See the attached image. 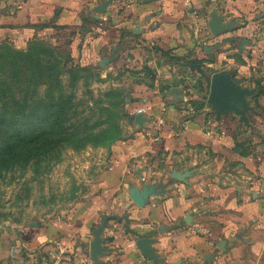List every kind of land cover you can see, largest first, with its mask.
Instances as JSON below:
<instances>
[{
    "label": "crops",
    "instance_id": "crops-1",
    "mask_svg": "<svg viewBox=\"0 0 264 264\" xmlns=\"http://www.w3.org/2000/svg\"><path fill=\"white\" fill-rule=\"evenodd\" d=\"M105 1L0 0V45H70L74 64L117 75L100 85L123 89L126 113L119 140L86 148L99 159L73 201L28 224L0 221V264H264V0H109L97 18ZM212 11L230 28L213 35ZM188 63L206 76L181 73ZM214 71L255 89L250 125L214 120ZM139 108L143 121H127ZM148 185L157 192L135 205L129 195ZM104 215L94 262L88 245Z\"/></svg>",
    "mask_w": 264,
    "mask_h": 264
},
{
    "label": "trees",
    "instance_id": "trees-1",
    "mask_svg": "<svg viewBox=\"0 0 264 264\" xmlns=\"http://www.w3.org/2000/svg\"><path fill=\"white\" fill-rule=\"evenodd\" d=\"M54 51L51 43L41 39L25 50L7 43L0 45V72L5 73L9 65L12 78V82L0 78V177L16 165L27 168L58 162L65 149L105 147L121 138L120 120L126 116L123 105L114 111L118 103L109 101L106 107L99 105L100 99L91 101L92 91L81 82L84 76L80 74L88 67L74 64L72 57L71 65L62 62ZM46 56L55 63H48ZM20 71L26 76L23 81H17ZM17 82L24 85L19 91ZM80 82L87 88L90 101L76 97ZM197 87L202 89V83ZM122 92L121 88L119 101L124 103ZM115 94L108 89L102 95Z\"/></svg>",
    "mask_w": 264,
    "mask_h": 264
},
{
    "label": "rangeland",
    "instance_id": "rangeland-1",
    "mask_svg": "<svg viewBox=\"0 0 264 264\" xmlns=\"http://www.w3.org/2000/svg\"><path fill=\"white\" fill-rule=\"evenodd\" d=\"M53 47L62 62L68 61V64L71 65L72 51L70 45ZM46 60L51 65L55 63L52 58L47 57ZM5 69V73L0 72V78L12 82L9 65H6ZM80 74L84 76L81 82H86L92 91L91 101L100 99L102 103L99 105L104 104L106 107H109L107 103L109 101L118 103L119 105L117 104L112 108L114 111H118L119 106L124 104L119 101V94L121 93L119 86L108 84L102 87L100 85L108 80L110 82L116 80L117 75H112L109 72L102 74L99 70L90 67L80 71ZM25 78V73L20 71L17 81H23ZM81 82L76 97L90 101L89 95L85 93L87 88ZM15 86L19 91L24 85L17 82ZM41 89H44L43 85ZM108 89L116 91V97H104L102 94ZM85 113L88 114L86 108ZM87 147L92 146L87 145L77 151L65 149L61 160L58 162H43L40 166L34 164L27 166V168L16 165L9 171H4L3 176L0 177V221L28 224L36 218L46 216L48 212L54 209L59 211L64 205L73 201V197L77 195L76 192L81 184L79 175L93 173L96 167L93 163L99 159L98 152L94 150L86 152ZM87 160L90 163H87ZM36 169L39 171L38 173H36Z\"/></svg>",
    "mask_w": 264,
    "mask_h": 264
},
{
    "label": "water",
    "instance_id": "water-1",
    "mask_svg": "<svg viewBox=\"0 0 264 264\" xmlns=\"http://www.w3.org/2000/svg\"><path fill=\"white\" fill-rule=\"evenodd\" d=\"M109 0L105 1L103 4L94 8L96 17L99 14L104 13ZM222 16L216 11L210 13V18H208L207 25L210 32L213 35H218L219 33L230 28L229 23H222ZM113 56H103L99 61V65L102 67H107L108 61H110ZM195 69L201 77H205L204 68L200 63H188L187 67L181 69V73L187 75L191 80H195V76L191 75L189 70ZM255 94V89L249 86L242 85V79L234 76L227 71H214L209 76V92L206 96L207 105L214 112L215 121H219L222 117H227L232 115L237 117L239 123L244 125H250L248 123V112H255L254 107L251 105L250 96ZM143 113H137L136 115H128L127 121L140 124L143 121ZM170 175L174 178L185 180L184 173L171 172ZM156 186L148 185L144 186L141 190H133L131 192L130 199L134 201L135 205L142 206L144 204V198L147 195L155 193ZM109 215H104L96 228L92 231L93 239L88 245V253L90 258L94 262H98V257L103 254V247L101 243L103 240L102 234L106 226V220L109 219ZM151 239L147 237H140L137 239V246L144 256L150 259H156L154 252L149 248V243Z\"/></svg>",
    "mask_w": 264,
    "mask_h": 264
},
{
    "label": "built area",
    "instance_id": "built-area-1",
    "mask_svg": "<svg viewBox=\"0 0 264 264\" xmlns=\"http://www.w3.org/2000/svg\"><path fill=\"white\" fill-rule=\"evenodd\" d=\"M144 112H145V108H139L136 111V113H144Z\"/></svg>",
    "mask_w": 264,
    "mask_h": 264
}]
</instances>
